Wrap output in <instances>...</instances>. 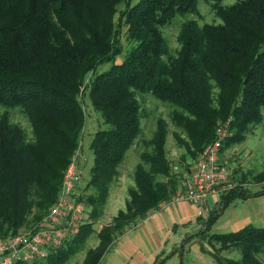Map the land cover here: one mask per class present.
Masks as SVG:
<instances>
[{"label":"trees","instance_id":"1","mask_svg":"<svg viewBox=\"0 0 264 264\" xmlns=\"http://www.w3.org/2000/svg\"><path fill=\"white\" fill-rule=\"evenodd\" d=\"M205 1L221 24L184 21L172 56L161 29L197 14L199 0H0V106L6 109L0 116V238L47 216L72 157L78 149L82 154L87 116L95 122L87 143L92 165L76 189L87 219L44 260L16 264H63L92 233L99 245L84 264H99L112 244L182 189L180 169L197 160L220 125L229 121L224 152L262 122L264 0ZM139 95L166 109L154 117L148 138ZM14 109L28 131L11 122ZM169 137L184 151L179 159L170 158ZM129 153L138 159L134 185L124 209L97 231ZM263 195L264 183L254 191L234 185L209 212L207 229L234 200ZM211 239L219 247L215 264H264V228L249 225Z\"/></svg>","mask_w":264,"mask_h":264},{"label":"rangeland","instance_id":"2","mask_svg":"<svg viewBox=\"0 0 264 264\" xmlns=\"http://www.w3.org/2000/svg\"><path fill=\"white\" fill-rule=\"evenodd\" d=\"M235 2L236 0H223L224 5H232ZM197 8V14L178 17L161 29L163 40L170 55L174 56L177 49H179L178 36L180 26L184 21L193 20L199 26L205 24H221V19L214 13L208 1L199 0ZM138 99L142 107V113L145 114L142 121L144 124L143 136L148 138L154 127V117L160 113L165 116L166 109L159 101L151 96L139 95ZM5 111L6 109L0 106V116ZM261 111L263 117L262 122L252 129L251 133L246 136L242 144L226 149L223 155L226 164L230 168L229 182L233 186L240 184L250 191L260 189L264 183V108H262ZM9 115L11 122L19 124L27 131L29 130V125L25 117L22 116L17 109L9 110ZM86 119L82 140L83 151L81 154L82 157H80L82 184L87 180L88 172L92 165V158L87 143L90 140V134L95 130L93 116H87ZM167 148L170 158L172 159H179V157L184 154L182 149L176 147L172 137L168 138ZM137 160L135 153H129L125 162L121 165L119 169L121 176L118 183L110 191L104 218L95 226L97 231L100 230L102 226L108 225L111 222V218L115 216L119 210L124 209V204L127 199V189L134 185L131 174ZM45 217L46 216H44V218ZM263 217L264 196L257 199L256 202L251 200L246 203H241L233 209H226L222 216L218 217L212 223L209 229H207V225L205 224V216H202L198 222L196 219L194 220L189 230L185 229L182 225L178 226L175 229L176 231L169 230V236L162 244L160 242L156 244L157 241L153 239L152 241L154 244L148 245L147 243L151 240L147 239L145 235L146 229L143 227L138 231V234L142 236L144 243H146L144 248H141V250H136L134 248L129 250L127 247H123L128 242H121L115 248V244H112L108 249L109 251L105 250L106 253L101 258L99 264H134L136 258H144L145 261H148L150 257L153 262L162 251L164 253L160 258L162 264H215L213 255L217 253L219 247L218 244L211 239L213 235L228 234L249 225L257 228H264ZM43 219L40 223L39 221L32 223L28 229H23L19 233L28 232L39 227ZM161 232L162 237H165L167 232ZM135 241L137 244L141 243L138 237H136ZM98 245L99 240L97 238V233L90 234L89 237L86 238L83 247H80L76 253L69 256L63 264H84L88 253L96 250ZM127 246L132 248L134 245L132 242H129ZM138 246L140 245L138 244ZM225 254L226 253L222 254L220 252V256ZM235 256L232 255L233 258H235Z\"/></svg>","mask_w":264,"mask_h":264},{"label":"built area","instance_id":"3","mask_svg":"<svg viewBox=\"0 0 264 264\" xmlns=\"http://www.w3.org/2000/svg\"><path fill=\"white\" fill-rule=\"evenodd\" d=\"M229 121L218 127L214 141L208 144L194 163L180 169L182 189L172 200L187 201L196 207L197 215L205 214L206 200L233 188L229 182L230 168L221 152L227 139ZM79 149L63 175L60 195L39 227L28 232L0 238V264L32 263L44 260L53 249L72 238L88 217L84 204L77 202L76 189L82 182ZM174 171H179L177 166Z\"/></svg>","mask_w":264,"mask_h":264},{"label":"crops","instance_id":"4","mask_svg":"<svg viewBox=\"0 0 264 264\" xmlns=\"http://www.w3.org/2000/svg\"><path fill=\"white\" fill-rule=\"evenodd\" d=\"M222 153L224 155V152ZM261 197L262 196L251 197L245 200L236 199L226 209L228 208L233 209L237 207V205L241 203H246L247 201H251V200L256 202V200L260 199ZM218 201H219V197L216 195H211L208 197V199L206 200V204H205V214L203 215L205 216V218H207L210 211L218 207ZM226 209H224L223 212ZM222 214L220 216H222ZM200 217L202 216H199V217L197 216L196 207L191 205L187 201L182 200L179 202H175L171 199L167 204L162 206L159 210L149 212L146 219L143 222L138 224L136 227L131 228L124 235H122L114 243L115 244L114 248L117 245H119L121 242H128V243L132 242L134 245L132 248L127 246L128 243H126V245L123 246V247H127V249L129 250L133 248L136 250H141V248H144L146 243H144L142 236L138 234V231L143 227L146 229L145 235L147 239L151 240L150 242L147 243L148 245L154 244L152 241L153 239L157 241L156 244H158L159 242L162 244V242L169 236V233H170L169 230L176 231L175 229L181 225L184 226L185 229L189 230V227L191 226V224H193L194 220L196 219L198 222L200 220ZM262 219H264V217ZM161 231L167 232L165 237H162ZM136 237L140 238L141 243H138L140 246H138L137 242L135 241ZM160 254H163V251ZM142 259L136 258V261L134 264L153 263L151 261V257L148 259V261H145L144 258Z\"/></svg>","mask_w":264,"mask_h":264}]
</instances>
